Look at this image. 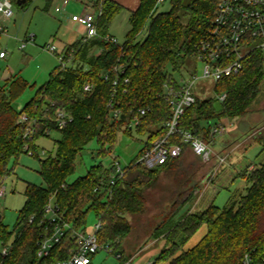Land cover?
I'll use <instances>...</instances> for the list:
<instances>
[{
	"label": "trees",
	"instance_id": "1",
	"mask_svg": "<svg viewBox=\"0 0 264 264\" xmlns=\"http://www.w3.org/2000/svg\"><path fill=\"white\" fill-rule=\"evenodd\" d=\"M19 1L23 0H15L14 5L21 8L32 2L25 0L21 5ZM46 1L48 11L57 0ZM169 1L170 10L159 13L158 0H141L139 8L131 12V28L125 42L114 45L108 42L111 41L109 38H114L110 28L126 8L113 0H90L93 8L100 11L96 18L98 37L89 43L82 44L81 39L72 45L77 49L72 68L62 71L58 64L48 82L20 110L15 107V102L23 96L29 83L15 76L7 87H0V188L4 179L13 173L8 168L11 158H18L24 152L28 154L25 150L28 145L32 156L40 159L37 140L48 138L49 130L61 135L55 142L56 155L40 159V174L45 187L27 185L26 202L13 231L3 224L1 215L0 242L3 246L12 243L9 254L0 259V264H56L68 257L75 245L70 236L53 248L49 257H39L38 243L48 227L45 207L51 200L65 221L76 229L86 228L87 218L93 213L104 223L101 241L112 243L116 251L124 254L121 243L117 241L130 231L126 216L142 211L145 204L143 192L156 184L157 168L172 169L176 160L151 169L136 164V161L166 134L165 124L171 113L165 98V86H178L179 83L171 70L181 72L188 59H195L196 46L210 30L220 2ZM120 67L125 69L124 74L116 72ZM125 80L129 82L126 84ZM87 81L95 85L92 96L83 94L82 87ZM114 81H118L116 101L121 111L120 119L115 121L111 120L108 108ZM263 81L264 52L255 50L244 60L240 73L216 83L214 97L197 98L196 103L186 110L181 129L200 136L197 130L201 128L211 132L209 123L214 119L246 117L260 96ZM223 94H226V99L221 103L222 110L217 112L215 104ZM59 108L73 117L61 132L56 123ZM142 110H148L145 117L141 116ZM23 116L26 120L21 122ZM137 118L139 126L134 130L139 136L147 135L148 139L116 185L108 182L113 168L108 169L103 163L95 164L84 176L69 182L76 174L77 161L90 143L96 141L101 146L99 156H111L121 133L132 136L134 130L130 125ZM31 129H34L32 138L27 135ZM172 142L182 144L180 138ZM259 142L264 147V137L259 138ZM243 178L249 184L245 195H237L238 198L233 195L223 208L213 204L205 211L183 217L176 225H164V231L172 232L169 234L174 238L179 236L181 243L165 250L157 262L167 258L168 264H242L245 255L256 260L264 257V165L244 174ZM188 201L187 197L179 196L173 216ZM32 217L34 221L30 222ZM203 227L207 228V234L199 244L192 249L181 250Z\"/></svg>",
	"mask_w": 264,
	"mask_h": 264
},
{
	"label": "rangeland",
	"instance_id": "2",
	"mask_svg": "<svg viewBox=\"0 0 264 264\" xmlns=\"http://www.w3.org/2000/svg\"><path fill=\"white\" fill-rule=\"evenodd\" d=\"M60 5L61 1L57 0L47 11L46 0H32L26 8L14 6L13 19L2 22L8 30V35L0 37V53L6 54L5 59L0 58V87H7L10 79L15 76H20L29 83L23 96L15 102L18 110L23 109L36 96L37 90L48 82L50 74L59 64L57 58L47 51V46L75 41L80 37V33L74 30L71 18L74 14L80 15L84 6L72 0L67 12L58 14L55 9ZM170 7V1L167 0L166 3L160 4L159 13L168 12ZM130 16L131 12L125 10L111 25L110 33L120 44L125 42L130 31ZM32 36L35 40L28 41ZM143 37L144 34L140 39ZM22 45H25L24 49H21ZM94 52L95 50L92 53ZM171 74L177 82L183 84L182 81L188 80L192 74L201 76L202 65L195 59H188L181 72L171 70ZM214 89V81L202 80L196 83L193 92L201 99H210L215 96ZM262 114H264V81L261 84L260 96L249 108L246 117L210 121L209 131L212 132L215 126L221 124L226 130L224 135H212L211 132L203 131L201 128L197 130L200 136L212 145L215 155L212 161L203 162L187 148L175 161L172 169L157 168L159 176L156 184L143 192L145 204L142 211L126 216L130 231L117 241L121 243V249L127 260L133 259V264L147 262L168 264L170 261H167V258L160 262L157 260L165 250L180 245L181 239L179 236L176 238L171 236L172 234L169 233L172 232L164 231V225H176L183 217L205 211L213 204L223 208L233 195L238 198L246 194L249 184L243 175L264 165V152L259 155L261 145L253 141L264 137V119L257 127L247 121ZM205 126L209 125L205 124ZM60 138V134L52 132L50 137L37 140V153L41 160L56 155L55 142ZM147 139V135L139 136L136 130L132 132L131 137L121 133L112 155L125 167L138 155ZM100 151L101 146L96 141L90 143L77 161V171L69 179L70 183L84 176L95 164L103 163L106 168H112V157L99 156ZM40 159L24 152L18 158L13 157L9 161L8 168L13 170V173L4 179L2 185L6 188V195L0 199V215L3 217V224L11 231L14 230L19 214L24 208L27 185L45 187L40 174ZM220 159L224 162L218 163ZM179 196L187 197L189 201L178 214L173 216L177 211L174 204ZM97 223L98 219L95 215L89 214L86 231L91 233ZM157 232L158 236H156ZM206 234L207 228L203 227L181 250L192 249ZM11 243L7 246L11 247ZM4 247L0 242V252ZM180 253L181 251L177 254ZM93 263L119 264L114 257L105 252L95 255Z\"/></svg>",
	"mask_w": 264,
	"mask_h": 264
},
{
	"label": "built area",
	"instance_id": "3",
	"mask_svg": "<svg viewBox=\"0 0 264 264\" xmlns=\"http://www.w3.org/2000/svg\"><path fill=\"white\" fill-rule=\"evenodd\" d=\"M14 1L0 0V37L8 35L7 28L2 22L11 21L14 17ZM61 5L55 9L60 14L67 12L72 0H60ZM81 3L84 8L80 15H72V22L84 28L82 44L89 43L98 37V28L96 18L100 11H96L92 3L88 0H76ZM166 0H158L159 5L165 3ZM32 36L28 41H34ZM108 41L114 45H121L115 38H109ZM22 45L21 49H24ZM260 50L264 52V0H220L218 3L216 14L212 21V25L207 35L196 46L195 60L202 65V74H192L188 80H183V84L178 86H165V98L170 106V119L165 124L166 134L157 139L150 150H147L136 161L147 168H155L165 164L169 160H177L184 153V146H188L194 156L200 158L203 162L208 163L215 157L210 142H206L200 136L181 129L182 118L186 110L192 107L197 97L193 88L197 82L202 80H212L215 85L217 82L224 80L232 75L238 74L243 70L244 60L253 51ZM47 51L54 55L61 67L62 71H67L73 67L77 49L72 46L59 47L58 45L47 46ZM0 58L5 59L6 54L1 52ZM116 72L125 73V69L117 68ZM106 75V74H105ZM108 76H106V80ZM129 81L125 80L127 84ZM118 81L113 83V92L108 103L112 119L118 120L121 111L117 106ZM82 91L84 95L92 96L95 93V85L92 81L83 84ZM222 103L226 99V94L218 97ZM148 110H142L141 116L145 117ZM56 123L58 131H64L68 124L73 121V117L64 109H57ZM90 119V117H89ZM26 117L21 118L24 122ZM139 126L137 118L130 125L131 130ZM212 135H224L226 130L220 124L212 129ZM52 131H47V136H51ZM30 138L34 136V129L27 134ZM180 138L182 144L173 143L172 140ZM28 154L33 155L29 146H25ZM113 173L108 177V182L112 186L116 185L119 180L125 176V168L118 161L117 157H113ZM220 159L218 163H223ZM6 195V188L1 186L0 199ZM45 219L48 223L46 232L38 243L39 257H49L53 248L61 244L68 236L74 240L75 245L65 260L56 264H94L93 257L100 252L114 257L119 263L133 264L134 260L125 259L122 252L116 251L110 243H103L100 239V232L104 227V223L98 220L91 233L86 231L87 228L76 229L72 223L66 222L64 216L59 212V208L51 200L45 207ZM34 221V217L30 222ZM10 247L5 246L0 252V259L9 254ZM146 264H154L147 262ZM242 264H264V257L254 259L251 255H245Z\"/></svg>",
	"mask_w": 264,
	"mask_h": 264
},
{
	"label": "crops",
	"instance_id": "4",
	"mask_svg": "<svg viewBox=\"0 0 264 264\" xmlns=\"http://www.w3.org/2000/svg\"><path fill=\"white\" fill-rule=\"evenodd\" d=\"M113 1H116V2H118L119 4L123 5V6L126 8V10H128V11H130V12L136 11V10L139 8V6H140V2H141V0H113ZM74 30H76L78 33H80V34H79L80 37L77 38V40H75V41H69V42H66V43L60 44V45H58L59 47H64V46L73 45L74 43L80 41V40L83 38V35H84V28H83L82 26H80V25L74 23ZM110 34H111V33H110ZM263 119H264V114L259 115V117H258V116H254L252 119H249V121H247V122H249L251 125H255V127H257V126L260 124V122L262 123V120H263ZM239 127L241 128L242 125L240 124ZM255 131H257V129H255ZM253 141H254L255 143H259V144L261 145V148H262V149H261V152L259 153V155H261L262 152H263V149H264L263 144H261V143L259 142V139H253ZM205 228H206V227H205ZM201 229H202V228H201ZM201 229H200V230H201Z\"/></svg>",
	"mask_w": 264,
	"mask_h": 264
},
{
	"label": "water",
	"instance_id": "5",
	"mask_svg": "<svg viewBox=\"0 0 264 264\" xmlns=\"http://www.w3.org/2000/svg\"><path fill=\"white\" fill-rule=\"evenodd\" d=\"M25 0H23V1H19V4H21V5H23V4H25ZM215 108H216V111L217 112H220L221 110H222V105H221V103L220 102H218V103H216L215 104ZM0 220H1V215H0Z\"/></svg>",
	"mask_w": 264,
	"mask_h": 264
}]
</instances>
